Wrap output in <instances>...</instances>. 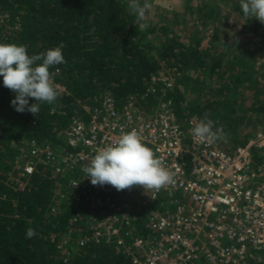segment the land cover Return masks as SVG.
I'll list each match as a JSON object with an SVG mask.
<instances>
[{
  "label": "trees",
  "instance_id": "trees-1",
  "mask_svg": "<svg viewBox=\"0 0 264 264\" xmlns=\"http://www.w3.org/2000/svg\"><path fill=\"white\" fill-rule=\"evenodd\" d=\"M123 1L0 0V11L8 14L0 22L2 43L23 44L29 55L59 46L65 60L49 69L57 73L65 91L52 104H42L36 116L15 111L10 105L14 93L0 85V264H132L114 241L79 242L78 238L91 232L70 222L77 207L58 203L55 174L41 166L29 175L21 174L19 145L35 139L63 146V131L73 116L83 113V105L96 104L107 95L116 102L134 95L148 107L163 96L172 100L179 118L207 117L214 129L221 127L225 138L240 144L252 136L240 140V128L249 119L264 120V62L258 63L255 50L259 44L238 39L212 56L199 43L189 46L177 35L154 44L148 38L154 27L142 29ZM223 1L228 15L237 10L242 14L237 1ZM204 2L198 6L206 9L199 13L204 20L220 19L218 9L206 8ZM244 20L255 24L252 18ZM14 23L16 28L10 25ZM165 69L175 74V81L161 80ZM207 72L223 79L220 88L207 99L200 95L189 102L181 85L194 81L196 73ZM149 87L156 88V93L141 99ZM245 99H250L249 106L242 103ZM146 213L142 207L136 214L139 235L147 233ZM28 227L37 233L31 239L25 238ZM249 264L260 263L250 260Z\"/></svg>",
  "mask_w": 264,
  "mask_h": 264
},
{
  "label": "built area",
  "instance_id": "built-area-1",
  "mask_svg": "<svg viewBox=\"0 0 264 264\" xmlns=\"http://www.w3.org/2000/svg\"><path fill=\"white\" fill-rule=\"evenodd\" d=\"M7 17L0 11L1 23ZM51 78L57 92H64L56 72ZM156 90L149 87L141 99ZM199 120L179 118L163 96L147 107L134 95L122 102L107 95L70 119L63 146L31 139L19 145L17 159L22 175L41 166L57 176L58 203L77 207L70 222L91 232L78 238L83 245L114 241L132 264H264V129L230 150L222 140L195 138L191 129ZM132 128L174 173V182L159 190L117 191L83 178L92 156ZM142 207L145 236L135 231Z\"/></svg>",
  "mask_w": 264,
  "mask_h": 264
},
{
  "label": "clouds",
  "instance_id": "clouds-1",
  "mask_svg": "<svg viewBox=\"0 0 264 264\" xmlns=\"http://www.w3.org/2000/svg\"><path fill=\"white\" fill-rule=\"evenodd\" d=\"M128 6L137 20H144L147 2L141 5L140 0H129ZM240 8L245 18H255L264 24V0H241ZM64 62L59 46L29 55L23 44L0 42V85L14 93L10 100L14 110L28 111L36 116L42 104H52L58 92L49 69ZM29 98L32 103H29ZM191 132L195 138L207 143L226 136L221 127L214 129L213 121L207 117L197 121ZM82 171L83 178H88L92 185L109 184L117 191L132 186H142L145 191L159 190L174 182V173L162 167L160 159L142 142L135 128L121 132L115 142L99 149ZM35 235L33 228L25 229L26 239Z\"/></svg>",
  "mask_w": 264,
  "mask_h": 264
},
{
  "label": "rangeland",
  "instance_id": "rangeland-1",
  "mask_svg": "<svg viewBox=\"0 0 264 264\" xmlns=\"http://www.w3.org/2000/svg\"><path fill=\"white\" fill-rule=\"evenodd\" d=\"M204 1L140 0L141 5L147 2L148 7L144 11V20L139 21L136 18V22L145 31H149L150 28L154 27L152 31L148 32V38L154 44H159L161 38L166 36L177 35L181 41L187 43L189 46L199 43V48L203 49L208 56L220 53L228 45V42L237 44L238 39L241 41L252 39L256 44H259L257 46L258 49H255L258 51L257 61L260 64L263 63L264 43H262V35H264V24H261L255 18H252L255 24L251 22L246 23L245 18L241 16L242 14L238 10L237 12L234 11L235 13L231 16L228 15L229 7L226 6L227 3L223 0H206V8L214 6L215 9H218L221 20L214 16L207 17L204 20L201 14L206 9L199 10L198 7L200 4L205 3ZM235 1L239 5L241 4V0ZM123 2L129 5V0H124ZM10 25L12 28L17 27L16 23ZM166 70L168 69H165L161 77L159 76L161 80L166 81L168 78L175 81V74L169 71L166 72ZM193 78L194 81L188 80L181 85L184 96L191 103L200 95L202 99L209 98L217 88H220L223 82L222 78L209 72L203 75L196 73ZM250 99L242 100V103L245 106H249ZM259 129H264V120L260 118L254 123L252 119H249L248 125L240 128V140H244L248 134L253 135ZM222 141L230 150H233L240 144L239 142L235 143L231 137L224 138Z\"/></svg>",
  "mask_w": 264,
  "mask_h": 264
}]
</instances>
